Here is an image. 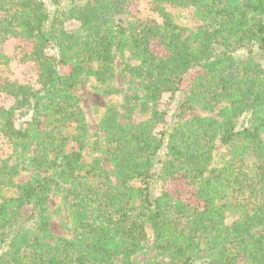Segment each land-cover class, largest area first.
Segmentation results:
<instances>
[{
  "label": "trees",
  "instance_id": "16d2710c",
  "mask_svg": "<svg viewBox=\"0 0 264 264\" xmlns=\"http://www.w3.org/2000/svg\"><path fill=\"white\" fill-rule=\"evenodd\" d=\"M0 95V264H264V0H0Z\"/></svg>",
  "mask_w": 264,
  "mask_h": 264
},
{
  "label": "rangeland",
  "instance_id": "374dc122",
  "mask_svg": "<svg viewBox=\"0 0 264 264\" xmlns=\"http://www.w3.org/2000/svg\"><path fill=\"white\" fill-rule=\"evenodd\" d=\"M166 10L173 16V18L178 22L181 23L183 26L190 28L191 30H196L200 26V23L192 18L190 12H186L180 17L181 22L177 20V11L174 8L166 6ZM132 12L137 13L140 17H145L149 15L148 7L145 2L140 1L137 6L132 7ZM30 47L29 44L20 42L18 40L11 39L8 41L7 48H6V56L11 60L10 62V79L12 81H16L18 83H25L33 79L34 73L30 68H27L24 65H21L19 62V55L22 51L27 50ZM126 88V84L124 81L117 77L114 82V89L115 92L111 96H104L98 93H95L90 89V82H84L80 84L74 91L75 95L78 97L80 102V107L84 113L87 125L89 130H95L96 125L99 121L100 116L102 115L105 107L110 104H118L121 102L122 92ZM0 102L5 106L10 104V100L6 99L3 95H0ZM169 103V110L172 109L174 105V101L171 102L170 99L166 101ZM193 115H205L198 110H194L188 116ZM43 122V121H42ZM43 124L41 123L40 127ZM218 150H222V147L218 145ZM8 153V152H7ZM85 162H90V158H84ZM104 167L106 169H110V165L104 162ZM28 180V175H21L16 178V181L19 183L26 182ZM50 210L52 211L57 206H61L59 199L51 197L49 201ZM63 225L59 223L57 218L54 216L50 221V230L51 234L54 237H66L69 238V221L66 219V212H61ZM234 220L233 217L229 216L227 219V223L230 224ZM66 224V225H65ZM67 226V227H66ZM148 234L150 235V230L148 229ZM152 246V239L148 242V248H146L141 254L136 256L134 260L136 262H142L148 259H152L155 257V252L150 248ZM236 264H243V260L240 259L236 262Z\"/></svg>",
  "mask_w": 264,
  "mask_h": 264
}]
</instances>
